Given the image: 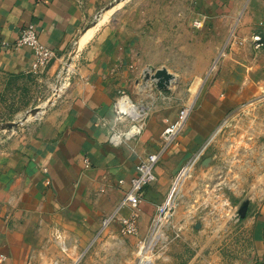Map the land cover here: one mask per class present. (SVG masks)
I'll return each mask as SVG.
<instances>
[{"label":"rangeland","instance_id":"obj_1","mask_svg":"<svg viewBox=\"0 0 264 264\" xmlns=\"http://www.w3.org/2000/svg\"><path fill=\"white\" fill-rule=\"evenodd\" d=\"M246 1L114 0L102 9L90 27L121 32L133 40L135 51L133 84L118 100L127 96L134 104L132 115L140 114L139 107L145 124L151 112L178 115L190 108L188 125L195 107L201 110L199 97L212 92L234 46L243 42ZM80 58L76 44L62 61L55 60L56 67L52 61L40 72L0 77V150L28 136L68 95ZM159 70L171 75L165 86H160ZM239 87V92L229 91L230 97L220 88L212 92L213 106L198 118V132L205 128L211 134L191 148L181 145L185 157L170 162L176 179L169 181L152 219L141 222L136 210V235L121 233V218L107 230L103 223L101 237L75 264H256L257 242L264 236V86ZM116 124L113 128L124 133L132 119ZM186 222L189 227H181Z\"/></svg>","mask_w":264,"mask_h":264},{"label":"crops","instance_id":"obj_2","mask_svg":"<svg viewBox=\"0 0 264 264\" xmlns=\"http://www.w3.org/2000/svg\"><path fill=\"white\" fill-rule=\"evenodd\" d=\"M113 1L0 0V77L32 69V48L15 46L25 26L34 24L40 41L55 49V60L62 61L73 45L79 48L95 17ZM241 25L243 42L234 46L236 52L223 64L211 89L220 88L223 96L230 90L239 92V86H264V0L246 1ZM120 33L109 28L95 31L79 48V73L68 95L28 136L0 150V264H75L101 237L104 220L114 216L107 230L131 212L122 204L138 166L161 148L167 123L178 115L151 112L144 126L138 123L144 114L132 115L138 129L131 132L133 125L118 135L119 141L112 140L115 103L134 79L133 40L128 42ZM256 36L262 38L261 47L254 42ZM212 92L199 97L201 110L195 107L177 138L179 147L170 148L158 164L157 181L145 189L138 208L141 222L152 219L154 206L163 204L169 181L176 179L169 164L185 157L181 145L191 148L211 134L205 128L198 132V118L207 116L206 107L213 106ZM262 214L264 219V207ZM181 227L188 228L189 223ZM255 262L264 264V236L257 242Z\"/></svg>","mask_w":264,"mask_h":264},{"label":"built area","instance_id":"obj_3","mask_svg":"<svg viewBox=\"0 0 264 264\" xmlns=\"http://www.w3.org/2000/svg\"><path fill=\"white\" fill-rule=\"evenodd\" d=\"M254 42H257L256 46L258 47H261L263 45L262 38L259 36L255 37ZM15 46H29L30 48H32L35 54V60L32 64V70L35 72L44 70L51 64L52 61L57 58V51L45 46L40 41L39 30L34 24H28L22 29L20 37L16 41ZM125 98H127V96H123L116 103L115 111L117 120L124 121L127 120V118H131L132 124L130 128H132L133 125L136 127V119L132 117L129 109H126V107L123 106ZM138 111L142 114L139 107ZM189 116L190 108H184L180 110L176 120L167 123V126L162 135L163 143L161 145V148L158 151L149 154V156L138 166V174L132 179L131 188L129 191H127L125 200L122 204L124 207L127 206L132 210V213H130L128 216L121 218L120 231L122 234L136 235L139 232L137 214H135V212L136 210H138L142 203L143 193L148 186L152 185L156 181V168L158 164L163 159V156L165 155L170 145L177 141V138L186 125ZM144 119L145 117H143L141 121H138V123H143L144 126ZM140 133L136 134L135 136L139 135ZM121 134L122 133H119V131H115L112 135V140L119 141L118 135ZM166 208V204L160 207L161 214L165 212ZM113 219L114 216L107 218L104 221V225L107 227L113 221ZM55 264H59V261H56Z\"/></svg>","mask_w":264,"mask_h":264},{"label":"bare ground","instance_id":"obj_4","mask_svg":"<svg viewBox=\"0 0 264 264\" xmlns=\"http://www.w3.org/2000/svg\"><path fill=\"white\" fill-rule=\"evenodd\" d=\"M114 10V9H113ZM105 18L106 17H104V18H102L101 19V21H100V23L101 22H103L104 20H105ZM96 29L97 28H92V29H90L84 36H83V38L81 39V41H80V46H79V48L80 47H83L91 38H92V36L94 35V33H95V31H96ZM62 91V90H61ZM123 106H125L126 107V109H129V111H130V113H131V115H132V113H133V105L132 104H130L127 100H124V104H123ZM138 129V127L136 126V127H133V129H132V131L131 132H134V131H136Z\"/></svg>","mask_w":264,"mask_h":264},{"label":"water","instance_id":"obj_5","mask_svg":"<svg viewBox=\"0 0 264 264\" xmlns=\"http://www.w3.org/2000/svg\"><path fill=\"white\" fill-rule=\"evenodd\" d=\"M157 77L160 81V86H165L167 83H169L171 75L167 70H159Z\"/></svg>","mask_w":264,"mask_h":264}]
</instances>
